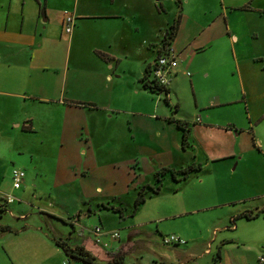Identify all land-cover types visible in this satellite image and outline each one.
I'll use <instances>...</instances> for the list:
<instances>
[{"label": "crops", "instance_id": "crops-1", "mask_svg": "<svg viewBox=\"0 0 264 264\" xmlns=\"http://www.w3.org/2000/svg\"><path fill=\"white\" fill-rule=\"evenodd\" d=\"M168 3L175 6L172 13ZM65 13L74 17L68 34ZM178 13L170 47L177 66L168 76L166 109L163 96L142 89L140 79L146 66L157 60L162 39ZM135 66L140 84L136 89L157 97L152 110L120 99L118 82L128 73L124 68L132 71ZM101 74L102 109L124 118L132 142L150 156L157 172L191 164L200 165V170L185 180H171L176 187L184 182L170 194L173 198L190 182L191 189L186 190L193 194L190 200L182 196L162 208L159 202L151 217L129 221L142 215L149 199L162 195L166 173L160 191L150 193L134 216L125 215L112 229L119 232L118 240L104 237L96 243L90 228L104 229L99 223L86 227L90 248H85L101 259L99 249L127 254L132 243L157 236L163 248L152 246L148 260L140 256L136 264H264V0H0V154L8 159L11 182L7 195L0 192V206L6 209L0 220L5 214L12 217L9 205L15 199L6 204L7 196L39 188V157L57 161L54 187L68 182L66 164L71 159L83 158L88 167L74 168L69 181L78 173L85 176L99 170L94 151L87 156L76 139L73 118L83 106H98ZM170 118L188 123L185 149L177 134L174 139L169 135L172 128L181 133ZM144 122L152 127L139 140L136 128ZM25 158L31 165L29 175ZM245 161L256 163L259 170L248 168ZM13 169L25 173L18 189L12 186ZM235 170L236 185L225 184L237 175ZM207 180L212 183L205 185ZM154 184L155 180L144 185ZM250 186L257 194L249 195ZM208 193L212 198H204ZM103 203L96 201L97 212ZM36 211L34 216L14 218L22 224L0 222L11 229L0 232L4 264H83L68 261L55 245L64 235L58 237L52 227L56 235L50 238L42 227L46 223L49 228L43 219L64 218L39 206ZM249 212L259 214L243 216ZM40 216L44 218L36 220ZM72 217L75 221L77 215ZM166 221L169 226L160 227ZM65 223L77 235H70L69 243L83 246L85 233L75 222ZM171 234L185 243L164 246L162 237Z\"/></svg>", "mask_w": 264, "mask_h": 264}, {"label": "rangeland", "instance_id": "rangeland-1", "mask_svg": "<svg viewBox=\"0 0 264 264\" xmlns=\"http://www.w3.org/2000/svg\"><path fill=\"white\" fill-rule=\"evenodd\" d=\"M165 5L169 13H172L175 9L173 3ZM232 22L235 23L238 21L233 20ZM99 69L101 68H98V70ZM124 69L127 70L128 73L124 74V77L118 82L122 88L121 94L119 95L120 99L124 102L136 101L138 104H144L146 109L152 110L153 107L155 108V100H157V97L148 94L142 95V93L136 89V87L140 85L137 83V73H139V69H136V66L132 71L130 68L127 69L125 67ZM99 83L101 89L96 91V97H98L99 101L98 106H83L76 111L73 118L77 124L76 139L79 140V144L83 145L82 150L87 149V156L88 153L94 151V157L99 166V170L95 172L91 171L85 176L78 173V176L74 177L72 181H69L68 178H72V174H74V168L77 170L88 167L86 160L83 158L71 159L68 164H66L67 177H65V180H68L69 183L67 182L61 186L54 187L52 183L55 177H57V161L55 159L39 157V159H37L38 170L41 174V176H39L40 180H38L39 188L27 190L25 195L14 193L13 197L15 203L9 205L12 217L8 216V214L3 215L2 220H0L1 223L10 222L16 225L22 224V221H15V219L20 218V215H37L36 208L39 206L54 211L57 217L64 218L61 221L60 218L58 220H46L43 219L44 217L42 216H40L41 218L36 217V220L43 219L49 223L48 227L50 229L46 228V223L42 224V227L46 230L50 238L56 235L51 231L52 227L55 228L54 231H57L58 237L64 235L62 239L66 240L68 243V238L71 237L70 235L76 238L77 235H74V232H72L73 226L65 223L69 219L75 222L74 224H77V228H80L83 234L85 233L84 238H82L85 239L83 246L90 248V241L88 240V235L85 230L86 227L101 223L105 231L111 232L113 228L119 227V223H121L119 215L112 210L104 209V207L101 206V212H97L95 209L96 201L104 202L103 205L106 207L121 206L124 209V214L129 216L130 211L133 209V201L137 195L138 189L144 184H152L154 182L155 174L158 170L153 168V160H150V156H148V154H143L141 149L138 150V143L136 145L132 142L131 131L127 122L123 121L124 118H122L121 115H117L110 111L106 112L102 109V74ZM161 104L168 109L163 98ZM151 127L152 124L144 122L140 127L136 128V132L141 135L138 136V139L140 140L144 138V136L146 137ZM174 130L175 129L172 128L169 135L174 139L177 134L178 143L181 144V133H177ZM75 146L76 143L74 144V147ZM148 146L150 147L149 144ZM138 153L141 154L137 155ZM136 159L139 161L137 165L135 164ZM7 160V158H3L0 154V192L3 193L4 196L9 192L11 185L9 175H7L9 167ZM23 161L25 163V172L29 175L31 172L29 159L25 158ZM245 164L250 169L259 170L256 163L253 165L245 161ZM236 172L237 175L231 178L229 177L225 184L229 182L231 185H236V182H238V170ZM246 178L251 184L253 183L250 176ZM171 180L172 175L167 173L163 181L164 188L161 191L162 195L154 196L152 199L148 197L147 199L149 200L147 204L144 205L142 215L129 221L137 222L144 218L151 217L152 208H155L159 202L160 208H162V205L169 200H177V198H181L182 196L190 200L193 197L192 193L186 192V190L191 189L189 181L186 182L185 187L179 190L178 193H175L177 198L171 197L170 194L174 193L179 186H184L183 182L176 187ZM211 183L210 180H207L204 184L209 185ZM258 191L260 192L261 190ZM248 193L249 195H255L257 191L253 190L251 187ZM212 196L211 193H208L204 198H212ZM18 198H20V202L17 201ZM0 199L2 198L0 197ZM2 201L4 202V200ZM29 202L33 204H29ZM89 205H92V210L90 212L88 209ZM5 210L6 209L1 205L0 213L5 212ZM225 210L228 211V208ZM73 213L77 215L75 221L74 217H72ZM169 224L170 223L166 221L161 223L160 227L165 228L168 227ZM151 226L155 227L154 224ZM92 228L93 227H91L90 230ZM121 233L122 242L125 243L127 239L126 233H124V231ZM107 238L111 242H114V240L109 237ZM154 238H156V240H153ZM158 239L157 236H148L145 237L143 241L132 243L128 252H126L127 254H125L126 264H136L137 261L140 260V256L143 257V261L148 260V254H150L152 246L163 248L159 245ZM29 242H31V240H29L28 243ZM4 260V258L0 257V264H4Z\"/></svg>", "mask_w": 264, "mask_h": 264}, {"label": "trees", "instance_id": "trees-1", "mask_svg": "<svg viewBox=\"0 0 264 264\" xmlns=\"http://www.w3.org/2000/svg\"><path fill=\"white\" fill-rule=\"evenodd\" d=\"M179 17H180V13H178V16L169 26L167 32L165 33L162 39V46L158 54V58L161 55H167L171 50L170 48L171 43L174 40L178 29ZM153 69H154V64L146 66L143 77L140 79L141 87L142 89L148 91L153 95L156 96L162 95L165 104L169 106V99L167 98V94L169 91L165 86L161 85L154 77ZM169 121L171 123H174L176 128L181 131V145L182 148L185 149L187 147L188 137H189L188 123L174 118H170ZM199 170H200V165L191 164L181 170L162 169L161 171L157 172L155 174L154 186L143 185L138 189L137 195L133 201V209L130 211L129 216H134L137 213L139 207L146 201V198L150 193H157L160 191V189L162 188L163 176L166 173L169 172L172 175V179H174L175 181H181L187 179L190 174L195 173ZM102 207H104V209L112 210L113 212L117 213L120 219H124L125 217L124 209L121 206L106 207L105 205L102 204ZM258 214L259 213L252 215V213L249 212L243 214V216L250 219L256 217ZM10 231H11L10 227L0 225V232H10ZM55 245L62 250L64 255L67 257L68 261H76V262H81L83 264H125L124 252H107L103 250L101 251L99 249V253L101 255V259H100L94 254H92L89 250H87L84 246L73 245L68 243L66 240L60 238L55 241ZM93 246H97V245L93 243Z\"/></svg>", "mask_w": 264, "mask_h": 264}, {"label": "built area", "instance_id": "built-area-1", "mask_svg": "<svg viewBox=\"0 0 264 264\" xmlns=\"http://www.w3.org/2000/svg\"><path fill=\"white\" fill-rule=\"evenodd\" d=\"M74 25V17L73 15H70L68 13H65L64 16V30L68 34L71 32ZM177 66V60L175 56L171 53V50L167 55H161L155 62H154V69H153V75L157 79V81L166 87V85L169 83L168 76L170 75L171 71L176 68ZM188 74V73H187ZM25 173L24 171L20 169H13L12 170V186L14 189H18L24 180ZM14 201V198L12 196H7L5 198L6 204H11ZM90 232L94 236V240L96 243L101 244L102 239L104 237H109L110 239L116 241L119 239V232L118 231H105L100 226L93 227ZM162 244L164 246H171V245H182L185 243L184 240L180 239L176 235H168L162 237L161 240ZM105 245V244H104ZM261 261L264 262V259L261 258Z\"/></svg>", "mask_w": 264, "mask_h": 264}]
</instances>
